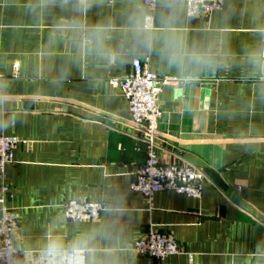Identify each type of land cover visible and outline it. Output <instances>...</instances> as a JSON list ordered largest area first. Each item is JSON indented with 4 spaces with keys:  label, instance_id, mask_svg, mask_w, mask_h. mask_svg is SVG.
Returning a JSON list of instances; mask_svg holds the SVG:
<instances>
[{
    "label": "crops",
    "instance_id": "0c3cea01",
    "mask_svg": "<svg viewBox=\"0 0 264 264\" xmlns=\"http://www.w3.org/2000/svg\"><path fill=\"white\" fill-rule=\"evenodd\" d=\"M37 3L0 0V83L7 97L0 104V134L23 140L0 178L15 189L8 204L21 214L14 242L22 251L18 264H28L24 250H38L58 223L70 231L77 223L114 220L107 212L116 196L124 204L117 224L124 264H264V77H255L240 56L264 29V0H225L221 10L194 18L180 0L181 30L192 41L210 39L225 54L216 68L182 79L154 55L139 57L177 79L159 98V159L206 173L201 198L162 190L150 199L131 189L148 154L144 127L110 82L127 75L134 59L78 61L67 34L53 38L70 18H80L76 0L34 11ZM131 4L96 0L82 19L119 27ZM74 198L109 207L96 220H69L63 204ZM150 229L170 232L180 252L161 261L138 254L132 242Z\"/></svg>",
    "mask_w": 264,
    "mask_h": 264
},
{
    "label": "clouds",
    "instance_id": "9594fccd",
    "mask_svg": "<svg viewBox=\"0 0 264 264\" xmlns=\"http://www.w3.org/2000/svg\"><path fill=\"white\" fill-rule=\"evenodd\" d=\"M69 0H38L34 11L64 7ZM96 0H76L80 18H70L56 29L67 34L78 61L92 60L101 64L123 63L144 55H154L178 78L186 79L219 66L225 54L211 42L192 41L178 24L180 0H156L159 11L145 7L141 0H132L131 10L118 27L113 21L86 24L82 17ZM118 33L119 42H114ZM240 53L255 77H264V29ZM7 102L0 83V104ZM124 204L114 197L107 215L115 219L98 221L87 226L79 223L70 231L62 224L50 227L39 241L38 251L27 247L28 264H124L126 249L122 243L118 221Z\"/></svg>",
    "mask_w": 264,
    "mask_h": 264
},
{
    "label": "built area",
    "instance_id": "2783aa9c",
    "mask_svg": "<svg viewBox=\"0 0 264 264\" xmlns=\"http://www.w3.org/2000/svg\"><path fill=\"white\" fill-rule=\"evenodd\" d=\"M146 7L157 9L156 0H144ZM189 18L201 11L211 14L221 10L225 0H185ZM177 79L161 74L146 60H133L127 75L113 78L110 82L118 85L127 99L133 121L144 127V139L148 143V154L144 164L135 173L131 189L141 192L149 199L162 190H172L194 198L202 196V182L206 179L204 170L192 164L165 163L157 155V138L163 110L159 105L160 94L167 84ZM23 140L15 134H0V178L6 167L15 161V150ZM16 191L10 185L0 184V264H18L22 251L14 242L18 234L21 214L18 207L9 205ZM104 201L69 199L63 204V216L69 220H96L108 209ZM132 248L141 255H149L161 261L180 252L178 240L167 231L150 229L143 237L132 242ZM38 250H34L35 255Z\"/></svg>",
    "mask_w": 264,
    "mask_h": 264
}]
</instances>
